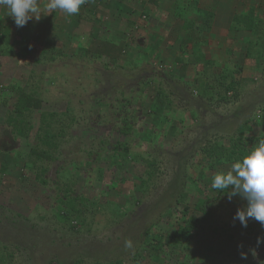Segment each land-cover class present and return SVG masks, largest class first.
<instances>
[{"label":"rangeland","instance_id":"rangeland-1","mask_svg":"<svg viewBox=\"0 0 264 264\" xmlns=\"http://www.w3.org/2000/svg\"><path fill=\"white\" fill-rule=\"evenodd\" d=\"M251 7L264 21V0H86L78 14L54 10L21 28L0 6L11 38L29 47L22 63L0 56L4 264H264V225L243 227L234 216L247 201L211 187L232 163L202 152L228 149L240 126L264 114V57L243 65L257 38L230 19ZM47 37L56 41L53 60L41 54ZM194 47L212 64H196ZM232 72L240 96L223 102L221 76ZM195 79L213 90L201 96ZM17 87H36L43 100L26 115L27 139L9 123ZM44 113L55 116L43 121ZM47 127L57 148L40 161L30 148H44L37 138ZM123 145L127 158L118 155ZM61 197L76 201L71 226L58 217ZM204 201L206 218L195 208ZM192 219V236L169 238Z\"/></svg>","mask_w":264,"mask_h":264},{"label":"trees","instance_id":"trees-1","mask_svg":"<svg viewBox=\"0 0 264 264\" xmlns=\"http://www.w3.org/2000/svg\"><path fill=\"white\" fill-rule=\"evenodd\" d=\"M214 18V15H210L208 17L209 25H212V20ZM230 19L234 22L238 21L239 19L242 20V28L246 31H250L252 37H256L257 41L255 43L250 42L251 47H247L248 45H244V58H243V65L247 63V61L254 60L262 61V57H264V51L261 48H258L264 41V21L259 16L257 9L254 7H251L248 9V12L244 13H234ZM231 28V26H230ZM232 30V28H231ZM238 29H235L237 31ZM12 31L13 28L11 25H7L6 23H3V21L0 20V56H8L11 58H18L20 59L21 63L23 62L22 54L25 53L29 47H22L24 46V42L20 39H12ZM262 31V33H260ZM51 36L50 33H48L47 36ZM48 40H50L52 37H47ZM249 39V38H248ZM38 40V39H37ZM52 38L50 42H48V46L46 49H43L41 51V54L43 57H46V53L50 54V59L53 60L52 54L55 51V43L56 41H53ZM47 43V42H46ZM243 46V44H242ZM195 51L193 52L196 56L195 63L199 64L200 62H203L205 66H209L212 64L211 61L206 60L204 54H201V51H198L199 47H194ZM242 49V48H241ZM242 53L239 54L240 58ZM260 59V60H259ZM238 73L241 72V69L237 71ZM237 72L228 73V75H222L221 76V82L220 87L221 91L217 92L218 97L223 102H229V100L238 101L239 99V88H240V80L236 79L234 74H238ZM228 76H230V81H228ZM194 82L199 85V90L201 91V96L207 95L206 88H210V90H213V87L209 86L205 81L200 79H195ZM37 86V85H36ZM38 87V86H37ZM33 88V87H32ZM204 90V91H203ZM199 91V92H200ZM38 92H41L39 89L35 87V89H28L25 87H17L16 94V102L9 114V123L13 125L14 132L19 135L23 139L28 138V131H30L32 128L30 121H28L26 115L33 112L34 109H39L41 107V104L43 100L38 95ZM231 94V97L229 96ZM159 96H164V93L162 90L159 91ZM213 94L210 93L208 97L210 99H213ZM161 100V99H160ZM159 103V106H162L165 104L164 102ZM172 104L169 102L166 105V108L168 110L171 109ZM48 115L55 116L52 114H43L42 119L43 121L46 120V117ZM257 118V117H256ZM44 127L42 126V130ZM41 130V131H42ZM130 130V128H128ZM40 132V131H39ZM127 132V131H126ZM258 134V136H257ZM38 137V136H37ZM264 139V114L261 116L259 115L257 120L254 121H246L244 125L240 126L239 128V137L235 138L233 141V144L228 149H224L223 145H206L202 148L203 154L208 159L213 158H220L221 162L228 161L229 163H234L238 160H240L244 155H246L251 148L258 142V140ZM38 143L42 148L34 147L30 148V154L32 156H35L37 160H50V155L54 151H56L57 143L55 141V136L51 134L50 130L47 127V130L45 129L44 134L40 135L38 138ZM125 146V145H123ZM118 150V149H117ZM122 158H127L128 156V149L126 146L124 147V150L118 154ZM214 160V159H213ZM212 161V160H211ZM214 162V161H213ZM151 167L152 165L149 164ZM214 163H210V168H214ZM46 173V170L44 168H41L39 173L36 175V179L41 182V185H46V180L43 178V175ZM148 178L147 180H151L153 177L152 173H147ZM64 192L68 194L69 189H65ZM65 195V194H64ZM65 197H61L60 202L61 207H59L60 211H58V217L62 220L63 223L68 224L71 226V224L74 222L76 212V201L75 199L68 198L66 201L64 199ZM65 207L64 209L62 208ZM208 203L206 201L199 202L196 205V209L204 213L203 218H206L209 214L207 211ZM197 220H188L185 221L183 225L179 227V229L174 233V235L169 236V238L176 240L178 244L185 239L186 236H192L191 232L196 228ZM7 263V258L5 254H3L0 251V264ZM73 264H82L79 261L74 262ZM114 264H121L120 262H116Z\"/></svg>","mask_w":264,"mask_h":264},{"label":"clouds","instance_id":"clouds-1","mask_svg":"<svg viewBox=\"0 0 264 264\" xmlns=\"http://www.w3.org/2000/svg\"><path fill=\"white\" fill-rule=\"evenodd\" d=\"M86 0H47L43 7L38 0H0V6L8 9V16L14 18L17 27H24L33 19L39 21L41 14L61 10L71 16L80 12ZM211 187L227 194L229 200L239 196L247 201L245 207L237 210L234 219L247 227L249 219L264 225V139L258 142L240 160L231 164L227 171L212 177ZM257 244H264V237L257 238ZM131 247V241H126ZM246 258V257H242Z\"/></svg>","mask_w":264,"mask_h":264},{"label":"crops","instance_id":"crops-1","mask_svg":"<svg viewBox=\"0 0 264 264\" xmlns=\"http://www.w3.org/2000/svg\"><path fill=\"white\" fill-rule=\"evenodd\" d=\"M149 18V17H148Z\"/></svg>","mask_w":264,"mask_h":264}]
</instances>
